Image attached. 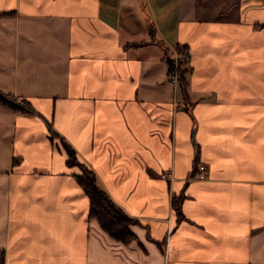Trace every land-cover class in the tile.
Returning a JSON list of instances; mask_svg holds the SVG:
<instances>
[{"label":"crops","instance_id":"0c3cea01","mask_svg":"<svg viewBox=\"0 0 264 264\" xmlns=\"http://www.w3.org/2000/svg\"><path fill=\"white\" fill-rule=\"evenodd\" d=\"M0 92V264H264V0H0Z\"/></svg>","mask_w":264,"mask_h":264},{"label":"trees","instance_id":"16d2710c","mask_svg":"<svg viewBox=\"0 0 264 264\" xmlns=\"http://www.w3.org/2000/svg\"><path fill=\"white\" fill-rule=\"evenodd\" d=\"M168 71H172V58L167 56L165 58ZM180 84L185 83L184 77H180ZM185 86H181L182 94L186 98ZM13 95L0 92V103L10 106L11 108L30 111V107L19 106L12 97ZM50 137L53 138V132ZM62 148L66 153V163L68 165H78L80 172L76 173L74 177L78 184L83 188L84 192L89 198V215L96 217L100 226L112 237L117 240L128 242L135 238L134 232L130 228V224L137 222L136 219L130 217L124 210L119 207L97 183L94 172L85 164L80 162L72 147L63 141ZM177 217H182L177 200L175 197L172 200Z\"/></svg>","mask_w":264,"mask_h":264},{"label":"rangeland","instance_id":"374dc122","mask_svg":"<svg viewBox=\"0 0 264 264\" xmlns=\"http://www.w3.org/2000/svg\"><path fill=\"white\" fill-rule=\"evenodd\" d=\"M172 58V71H175L177 70L178 72V79H177V83L179 82L180 83V77L183 76L184 77V74L188 71L189 67H188V52H187V49L184 48V47H178L176 48V51L174 52V56L171 57ZM171 72V70H170ZM184 80H185V77H184ZM186 84V80H185V83L184 85L183 84H180L179 86H185ZM13 99L15 100V102L21 106V107H29L28 104L26 103L25 100L21 99V98H18V97H15V96H12ZM58 139V138H57ZM59 140V145L62 147V142H61V139H58ZM78 166V165H77ZM79 168V166H78ZM79 172H80V168H79Z\"/></svg>","mask_w":264,"mask_h":264},{"label":"built area","instance_id":"2783aa9c","mask_svg":"<svg viewBox=\"0 0 264 264\" xmlns=\"http://www.w3.org/2000/svg\"><path fill=\"white\" fill-rule=\"evenodd\" d=\"M169 79L173 83L177 82V79H178V72H177V70L169 72ZM203 169H204V165H200L199 166V170L201 171ZM198 177H201L202 178L203 177V173H198Z\"/></svg>","mask_w":264,"mask_h":264}]
</instances>
